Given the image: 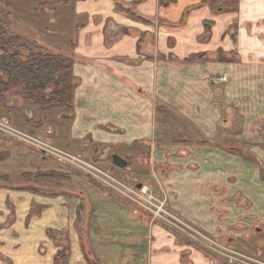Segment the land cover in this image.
<instances>
[{
    "label": "crops",
    "instance_id": "crops-1",
    "mask_svg": "<svg viewBox=\"0 0 264 264\" xmlns=\"http://www.w3.org/2000/svg\"><path fill=\"white\" fill-rule=\"evenodd\" d=\"M119 1L117 11L116 0H73L71 25L61 16L67 29L45 32L42 46L73 62L72 108L23 107L26 119L13 111L2 119L148 186L240 250L257 226L264 234V0L231 9L212 0ZM6 146L30 163L21 175L43 184L0 182V264H224L71 168Z\"/></svg>",
    "mask_w": 264,
    "mask_h": 264
},
{
    "label": "rangeland",
    "instance_id": "rangeland-1",
    "mask_svg": "<svg viewBox=\"0 0 264 264\" xmlns=\"http://www.w3.org/2000/svg\"><path fill=\"white\" fill-rule=\"evenodd\" d=\"M209 1L210 0H208V2ZM212 1L214 7H220L221 9H231V7L235 6L236 4V0ZM72 3L73 0H0V27L4 29L8 36H16L21 40L18 48L15 50H10V52L19 54L22 59H25L28 53L39 52L41 48H44L42 45H46V43H49L50 41V38L45 36V32L50 33V31H58L59 34L60 30L65 31L67 29L65 25L66 21L67 23L69 22V26L71 25V20L69 18L71 15L69 12H71ZM121 6V1L116 0L115 7L117 11L118 9L120 10L122 8ZM61 16H64L65 18L62 17L63 20L59 22L62 23L64 21V25H62L61 23L59 24V22H57V19H59V17ZM69 38V34L65 35L64 37H61L60 35L58 36V39H62V41L64 42H68ZM0 78L5 82L7 81L6 76L2 73H0ZM23 107H30L33 109V111H42L37 105L33 104L32 102L26 99L21 89L11 87L7 94H5L3 101L0 102V119H2V116L10 114L12 111L13 112L12 114H10V116H22V118L26 119V116L23 114ZM59 110L64 112L68 111L67 109ZM17 111H19L21 114H18ZM7 121L17 129L26 132V130L21 129L17 125L15 126L8 119ZM41 138L47 141L44 137ZM6 142L19 149H24L15 141L0 137V182L11 185L24 184L29 186L41 187L43 182L40 181L38 177H36L37 175L35 176V179L33 178V175L29 177L28 175H21L23 171L29 170L28 168L30 167V163L27 162V159L24 156L20 155V153H18L16 149L14 150L11 147H7ZM241 149L248 150L249 146H241ZM26 150L31 151L30 149ZM244 158L252 160L250 157L247 156H245ZM109 172H111L117 178L127 182L129 185H133L132 181L126 179L122 175L114 173L111 170H109ZM176 215L182 220H185L180 215ZM257 229H259V232L255 230L251 231V234L253 235L252 237H254L255 240H252L249 243H257V245H260L261 249L264 250V246H261L264 245V234L262 233L263 226H257ZM177 236L183 238L182 236ZM219 242L231 245L229 242H226L224 240ZM249 243L241 240L240 244L244 245L245 247H240V250H238L236 247L233 248L246 255L256 256L264 260V252L258 250V252H260L258 253L257 250L250 249L248 245ZM197 247L199 249H202L198 245Z\"/></svg>",
    "mask_w": 264,
    "mask_h": 264
},
{
    "label": "built area",
    "instance_id": "built-area-1",
    "mask_svg": "<svg viewBox=\"0 0 264 264\" xmlns=\"http://www.w3.org/2000/svg\"><path fill=\"white\" fill-rule=\"evenodd\" d=\"M219 81H226L225 76L220 77ZM0 137L15 141L24 149H30L40 157L53 159L60 165L71 168L118 199L128 203L135 213L148 218L151 223L161 224L172 233L208 250L216 260L224 264H264L263 259L241 253L231 245L209 237L179 218L169 209L167 200L157 198L148 186L141 185L137 188V185H129L108 170L99 168L81 156L57 148L40 136L21 131L3 119H0Z\"/></svg>",
    "mask_w": 264,
    "mask_h": 264
},
{
    "label": "trees",
    "instance_id": "trees-1",
    "mask_svg": "<svg viewBox=\"0 0 264 264\" xmlns=\"http://www.w3.org/2000/svg\"><path fill=\"white\" fill-rule=\"evenodd\" d=\"M206 2V0H202ZM130 17L142 21L130 12ZM21 40L8 36L0 27V73L7 81L0 78V102L11 87L21 89L26 99L37 105L42 111L49 109L72 108L73 102V62L61 55L50 53L41 48L37 53H28L25 59L10 50L18 48ZM55 174H45L52 178ZM88 252V251H87ZM66 251L57 256V262H64Z\"/></svg>",
    "mask_w": 264,
    "mask_h": 264
},
{
    "label": "water",
    "instance_id": "water-1",
    "mask_svg": "<svg viewBox=\"0 0 264 264\" xmlns=\"http://www.w3.org/2000/svg\"><path fill=\"white\" fill-rule=\"evenodd\" d=\"M25 114L28 116V118H31L30 112L28 110L25 111ZM111 161L112 164L118 169H125L127 167V162L116 154L112 155ZM140 187L141 185H137V188Z\"/></svg>",
    "mask_w": 264,
    "mask_h": 264
}]
</instances>
